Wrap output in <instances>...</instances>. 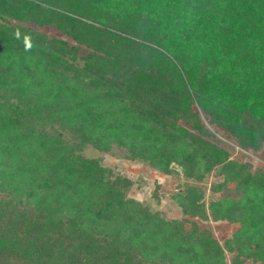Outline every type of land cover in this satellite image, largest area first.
<instances>
[{"label": "trees", "instance_id": "1", "mask_svg": "<svg viewBox=\"0 0 264 264\" xmlns=\"http://www.w3.org/2000/svg\"><path fill=\"white\" fill-rule=\"evenodd\" d=\"M89 144L236 195L189 185L168 219ZM235 146L264 152V0H0V264H264V167Z\"/></svg>", "mask_w": 264, "mask_h": 264}, {"label": "rangeland", "instance_id": "2", "mask_svg": "<svg viewBox=\"0 0 264 264\" xmlns=\"http://www.w3.org/2000/svg\"><path fill=\"white\" fill-rule=\"evenodd\" d=\"M231 151L232 156L238 160H250L255 168L264 167V152L253 154L245 152L237 146ZM83 154L88 157L99 158L104 166L113 168L115 173H120L121 175L129 177L134 182V185L128 191V196L133 197L144 204L151 205L152 209L160 211L162 215L168 219L183 217L181 208L173 199V194L189 185H197L203 189L205 194L204 201L207 206L212 200L222 198L227 193H230L233 196L236 195L234 184L232 183L228 189L214 191L212 187L213 184L222 180L221 177L216 176L214 173H210L206 175L202 181H198L185 176L182 168L176 163H173L171 166L173 169L172 173H165L152 167L147 161L131 158L128 151L124 148L114 146L112 151L106 152L89 144L85 147ZM156 188H158V194L161 196L159 201L153 197ZM1 190L2 189L0 188V195H4L5 193ZM44 193L46 196V191ZM45 196L41 194L38 196L37 200L43 201ZM191 218L199 221L201 227L209 228L212 231L213 236L219 240L222 245H224V241L228 237H231L241 226V223L238 221H218L213 220L212 217L208 220H202L195 217ZM186 226L187 228H190V222H187ZM233 254L232 251H229L226 248V260L229 264H231ZM257 264H261V262Z\"/></svg>", "mask_w": 264, "mask_h": 264}]
</instances>
